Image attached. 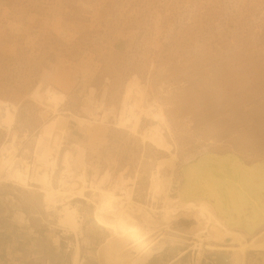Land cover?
<instances>
[{"label":"rangeland","instance_id":"rangeland-1","mask_svg":"<svg viewBox=\"0 0 264 264\" xmlns=\"http://www.w3.org/2000/svg\"><path fill=\"white\" fill-rule=\"evenodd\" d=\"M72 156L92 201L108 177L173 214L118 203L117 229L94 203L1 185L0 264H73L77 246L81 264H116L131 231L142 264H233L229 241L199 247L191 212L210 209L208 236L264 230V0H0V183L35 188V165L59 177Z\"/></svg>","mask_w":264,"mask_h":264},{"label":"bare ground","instance_id":"bare-ground-1","mask_svg":"<svg viewBox=\"0 0 264 264\" xmlns=\"http://www.w3.org/2000/svg\"><path fill=\"white\" fill-rule=\"evenodd\" d=\"M44 165L36 166L32 169V182L35 188L23 187L17 184L6 183L1 185L17 186L21 189L31 191L35 190L44 195L60 196L66 198L69 201L72 200H85L87 202L94 203V217L100 224H105L109 227L113 226L117 229H123L124 227L113 224L105 219V214L112 213L115 210L116 204L122 205L123 208L128 210L139 211L141 214L146 215L148 218H153L156 221H165L170 218L173 212H161L140 204L134 199V195L130 190L115 184L110 190L107 188L108 177H105L99 183V186L95 190L98 193L97 201H92L85 195L88 191V179L86 164L81 156H72L66 159L62 174L57 177L54 171V165L48 161L43 162ZM59 213V211L57 212ZM161 214V215H160ZM191 217L194 218L196 224L192 227L193 238L197 240L199 247L206 250H224L223 247H219L216 243L221 241H229L232 245L230 249L235 252V258L233 264H245L246 254L249 251H263L264 252V230L253 237L250 241L245 242L240 239L239 236L230 234L225 238L217 236H208L207 232L212 229V216L210 209L204 206H198L191 212ZM58 227L64 229L67 232L77 235L79 229L75 223V220L68 215L63 220H58ZM132 239H139L135 231H131L125 234L115 247L116 264H142L135 261L130 255L126 254L125 248L127 241ZM80 249L77 246L73 255L72 263L81 264L80 262Z\"/></svg>","mask_w":264,"mask_h":264},{"label":"trees","instance_id":"trees-1","mask_svg":"<svg viewBox=\"0 0 264 264\" xmlns=\"http://www.w3.org/2000/svg\"><path fill=\"white\" fill-rule=\"evenodd\" d=\"M220 264H227L225 260H221Z\"/></svg>","mask_w":264,"mask_h":264}]
</instances>
